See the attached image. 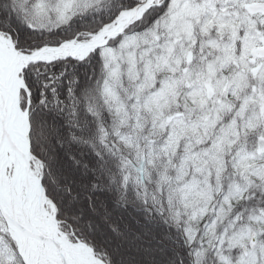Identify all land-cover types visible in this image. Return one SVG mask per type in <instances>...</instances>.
Here are the masks:
<instances>
[{
    "label": "snow or ice",
    "instance_id": "6c2138e0",
    "mask_svg": "<svg viewBox=\"0 0 264 264\" xmlns=\"http://www.w3.org/2000/svg\"><path fill=\"white\" fill-rule=\"evenodd\" d=\"M0 264H264V0H0Z\"/></svg>",
    "mask_w": 264,
    "mask_h": 264
}]
</instances>
